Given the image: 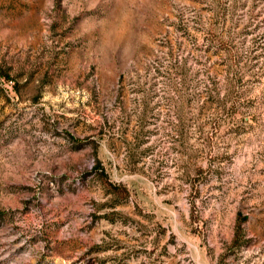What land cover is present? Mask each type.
I'll return each instance as SVG.
<instances>
[{
	"label": "rangeland",
	"instance_id": "1",
	"mask_svg": "<svg viewBox=\"0 0 264 264\" xmlns=\"http://www.w3.org/2000/svg\"><path fill=\"white\" fill-rule=\"evenodd\" d=\"M237 1L0 0V264H264V0Z\"/></svg>",
	"mask_w": 264,
	"mask_h": 264
},
{
	"label": "trees",
	"instance_id": "2",
	"mask_svg": "<svg viewBox=\"0 0 264 264\" xmlns=\"http://www.w3.org/2000/svg\"><path fill=\"white\" fill-rule=\"evenodd\" d=\"M237 3L238 1L237 0H234L233 4L231 5V7L234 9L236 6H237ZM228 9L227 7H225L222 11L223 15L227 14L228 12ZM222 15V16H223ZM215 25H211V28H210V31H209V37H210V42L211 44H214L215 40L218 39V35H217V29L214 27ZM216 44V43H215ZM181 69V67H174V66H169L168 68V71H167V74L169 75H172L173 73H176L178 72L179 70ZM182 76H183V83L186 84L187 83V77L184 73H182ZM102 172L104 173V169L102 168ZM118 188V192L117 193V196L118 197H121V198H124V199H127L129 197V193H128V190L125 188V187H116Z\"/></svg>",
	"mask_w": 264,
	"mask_h": 264
}]
</instances>
